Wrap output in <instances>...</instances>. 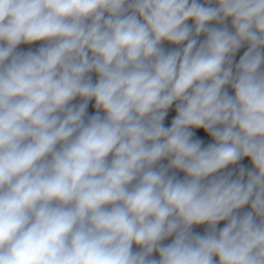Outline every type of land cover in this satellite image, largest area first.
Wrapping results in <instances>:
<instances>
[{
	"label": "clouds",
	"instance_id": "1",
	"mask_svg": "<svg viewBox=\"0 0 264 264\" xmlns=\"http://www.w3.org/2000/svg\"><path fill=\"white\" fill-rule=\"evenodd\" d=\"M0 264H264V0H0Z\"/></svg>",
	"mask_w": 264,
	"mask_h": 264
}]
</instances>
